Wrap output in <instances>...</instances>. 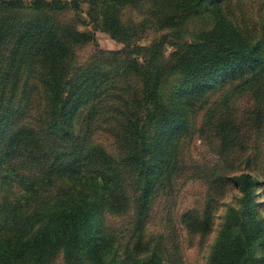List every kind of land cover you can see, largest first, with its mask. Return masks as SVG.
I'll return each instance as SVG.
<instances>
[{
	"label": "rangeland",
	"instance_id": "rangeland-1",
	"mask_svg": "<svg viewBox=\"0 0 264 264\" xmlns=\"http://www.w3.org/2000/svg\"><path fill=\"white\" fill-rule=\"evenodd\" d=\"M74 6L89 9L86 0ZM41 18L32 9L0 14V241L14 242L7 264H240L225 258L230 243L255 231L257 248L243 249V264H264V63L212 70L221 24L232 22L251 44L260 39L264 57V0H207L171 27L144 18L129 46L95 24L77 26L71 55L80 69L68 70L62 123L41 92L51 84L31 79L38 69L48 81V61L31 69L26 50L12 51L23 23ZM202 69L211 83L196 85ZM77 206V218L88 219L73 241L72 229L58 231ZM44 227L41 253L33 245L21 253Z\"/></svg>",
	"mask_w": 264,
	"mask_h": 264
},
{
	"label": "trees",
	"instance_id": "trees-1",
	"mask_svg": "<svg viewBox=\"0 0 264 264\" xmlns=\"http://www.w3.org/2000/svg\"><path fill=\"white\" fill-rule=\"evenodd\" d=\"M75 1L28 0L29 5L26 6L24 0H0V14L3 12L15 13L20 10L32 9L45 16L43 19H31L23 23L28 26V30L25 32L18 30L20 32L15 33V44L12 47V51L19 53L22 49L26 50L24 61L29 64L31 69L38 66L41 60L48 61L50 72L52 73L51 77L47 78L48 81H46L45 77L47 74H43L38 69L33 72L31 79L41 80L40 77H42V82L51 84L50 88H44L41 92L45 93L50 100L48 106H50L51 115L54 116V122L56 123L63 122V114L65 112V107L59 103L60 97L64 92L70 91V85L74 81L71 76H68V70L73 75L79 72L80 69V66L73 62L74 57L71 55L79 49L77 48V42L73 40V36L71 35L73 30L77 32V26L95 24L117 42L124 46H129L132 41L141 38L144 31L143 27L146 23L144 18L158 19L157 22L162 24L161 27H171L178 24L179 19L185 13L194 12L201 3L203 4L207 0H86L89 4V9L86 13L79 7L74 6ZM143 6L148 7L149 12L144 11L140 13V10L144 9ZM132 11L140 13L143 16L142 20L128 18V15ZM54 16H67L68 19L74 22L75 26L64 28L53 18ZM219 28L218 42L221 45V49L212 57L214 61L212 66L213 72L235 68L234 65L236 63H248L253 65L255 69L262 66L264 57L260 48V44L262 43L260 39L254 44L249 43L244 38L241 30L232 22L221 24ZM96 52L98 55L107 54L106 51L99 48L96 49ZM70 64H72V67H70ZM20 68H22L21 65ZM201 72L202 74L199 73L196 77L195 84L201 85L203 82L211 83V80L206 82V72L203 69ZM148 82L147 78H144L145 93H147ZM243 175L248 186L247 191L251 192L252 181L248 180V175ZM237 179L241 180L240 177ZM81 209L83 208L77 206L75 209L69 210V215L65 218L67 223L63 224L64 231H58L61 229V226H59L57 227L58 234H66V231L70 233L72 229L70 237H72L73 241H77L79 239L78 236L81 237L80 239L83 238L88 218L87 216H84V220L77 218L78 210ZM78 222H80L79 225H77ZM25 227L27 229L28 225H25ZM40 232L37 231L33 239L30 237L22 242L25 248L23 247L21 253L25 252L29 245L37 246L38 251L36 254L41 253L48 244L49 235H44L48 232L46 227ZM255 232V234L252 232L246 240H238V244L230 243L231 247L227 253L229 256L225 258L232 263L239 261L241 262L240 264L245 263L247 256L243 254L246 251L250 254L257 248L256 240L259 233ZM0 242L3 244L2 248H0V264H7L11 261L14 253V242L6 240H1ZM240 245H242L241 251L238 249ZM247 247L248 250L243 251ZM233 257L236 258L233 260Z\"/></svg>",
	"mask_w": 264,
	"mask_h": 264
}]
</instances>
